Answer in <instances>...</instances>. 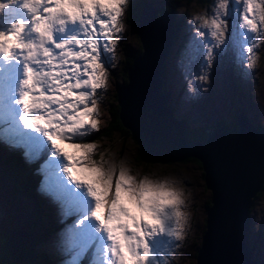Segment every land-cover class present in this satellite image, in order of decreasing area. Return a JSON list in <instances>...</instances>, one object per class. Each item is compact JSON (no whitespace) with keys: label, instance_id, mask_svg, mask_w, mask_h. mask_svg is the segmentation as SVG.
Here are the masks:
<instances>
[{"label":"snow or ice","instance_id":"snow-or-ice-1","mask_svg":"<svg viewBox=\"0 0 264 264\" xmlns=\"http://www.w3.org/2000/svg\"><path fill=\"white\" fill-rule=\"evenodd\" d=\"M9 2L16 3L17 0ZM61 2L23 0V8L28 10L30 19H18L8 31L0 30V59L18 62L22 67L18 98L12 101L21 108L20 124L24 130L41 133L55 154L67 161L63 172L78 188L85 189L87 196L94 201L90 216L94 218L97 230L106 237L105 255L110 254L113 264H120L124 252L111 235L113 229L105 222L114 215L117 186L123 188V180H130L128 167L122 163L118 174L116 167L106 173V178L110 176L107 189L103 184L90 182L87 178L93 168L108 169L110 163L95 159L97 144L85 142L84 138L100 131L99 109L114 59L111 54L124 31L123 16L129 0H88L92 5L88 11L82 10L83 0H79L74 14L67 10L58 11ZM230 5L235 6L233 14L238 17L242 47L246 54H252L256 48L264 46V0H216L209 13L211 18L204 21L212 29L211 37L216 40L224 35L225 17L230 14ZM6 7L7 4L0 3V11ZM69 25L78 27L76 34L57 41L56 36L65 33ZM198 35L204 38L202 44L207 41L205 31L199 30ZM9 37L14 38L12 47L7 46ZM205 55L211 59L213 48L208 47ZM245 59H248L247 55ZM248 66L252 67L251 64ZM10 127L15 128V121ZM65 142H71L72 153L61 147ZM187 199L184 191L177 194V226L170 228L166 222L164 230L153 232L151 237L167 232L176 241L184 239L190 222L188 213L182 211ZM87 219L84 217L80 223ZM124 238L129 241L125 250L136 264L141 260L148 264L152 257L148 233L141 240L138 233L125 231Z\"/></svg>","mask_w":264,"mask_h":264},{"label":"rangeland","instance_id":"rangeland-1","mask_svg":"<svg viewBox=\"0 0 264 264\" xmlns=\"http://www.w3.org/2000/svg\"><path fill=\"white\" fill-rule=\"evenodd\" d=\"M130 5L131 4L129 3L127 7ZM188 5H190V9L194 8V16L196 19L198 16H201L200 10H198L199 0L197 3L196 0H191L190 2L188 0ZM213 5H215V3H211V5H209L208 0H206L205 6L208 12V19L211 18L209 13L212 12L211 8H213ZM229 7L230 14L225 17L226 23L224 35L221 37L222 39L220 38L221 41L224 42V45H221L219 48L221 54H219L218 51L214 49V45L212 44L214 55L211 59H209L205 55V52L197 54L199 48L191 38V27L188 28L187 23H185V21L183 20V17L185 16L187 10V4L185 5V9L183 11L184 16L183 12L176 13L178 30L173 53L174 55L179 54L182 49V45L186 44L189 47L191 53L198 55V68H202L204 70L205 79L207 81V90L200 94L199 102H197V107H194V110H192L191 113L193 120L188 122L193 126L192 128L201 129L206 125L211 126L221 120H225L231 123L233 122L234 112L239 110L240 107L247 108V113L249 115H252L260 122H264V63L262 61L264 57L261 56L262 52L264 51V46L258 47L260 48L259 51L261 52L260 62L258 64V69L253 76V81L245 79L243 74L238 77L236 72L233 71L231 63V47L234 45L235 40L234 26L238 27L234 23L235 21H238V17L233 14L235 6L230 5ZM9 12H17V10H13L10 6L7 13L8 15L0 20V25L4 27L3 31H8L11 24L18 20L17 17L10 19L11 14ZM131 17L134 18L133 15ZM136 19L135 22H131L132 25H135ZM192 21L194 22V20ZM125 24H127V22H125ZM226 24L228 25L226 26ZM206 29L208 30V33H210L209 31L212 30L207 26ZM236 34L237 37L238 35H240L239 29L236 30ZM257 35L262 34L258 33ZM212 39L213 37L209 38L208 36L207 43L211 42ZM124 41L129 46H134L135 43H139L137 35H135L134 33H132V35L127 34V32L124 34ZM257 43L259 44L260 41L258 40ZM216 44L218 43L216 42ZM225 45L226 51L223 49ZM118 52L119 51L115 49L114 53H112L115 56V66L109 67L110 75L108 78L107 90L103 95L100 104V130L103 128L108 119L107 107L110 101H112L113 103L117 102L114 96V89L118 85L123 83V80L118 73L113 74L114 67L119 68V66L116 65H120ZM167 53H169V51ZM125 65L128 66L129 64L126 63ZM248 70L251 72L250 67L247 68V72H249ZM250 72L248 73L249 79L251 78ZM164 78L168 77L164 76L163 79ZM172 79L174 78H170V80ZM164 82V87L167 86V90L171 92L169 94V101L175 102L174 90L177 86V83L172 80L173 84L170 85L166 79L164 80ZM218 94H220V96ZM209 95H211L210 98ZM193 96V93L189 90L188 98L191 100ZM209 101L212 102L208 103ZM214 103H219V109L214 105ZM116 107L117 110H119V104ZM173 108L175 110V105ZM178 112H180V114L184 116V109L182 111L179 110ZM119 122L121 126L126 129L127 136H131L130 129L124 126L120 120ZM99 133L100 131L94 132L92 135L85 137L84 141L95 142L98 146V150L94 158L98 161L104 159L109 163L114 164L117 169V174L121 164L123 163L127 167L131 168L134 173H138L140 176H168L175 178L179 182V186L188 197V199L186 200V205L182 208V211H185L190 216L189 226L184 234V239L181 241H176L174 238L168 236L167 232H165L155 234L154 236L148 238V243L152 255H154L153 253L158 254L156 264H193L194 255H192V250L193 248L196 249L199 243V237L203 229V223L205 222L203 216V208L206 206V198H208L210 193L209 188L205 187L203 183V172L200 162L197 159L190 157H188L187 160L183 159V161H180V159L165 161H159L155 159L154 164L151 166L143 164L136 166V161L134 159V144L135 142H138L136 138L130 137L125 139V145L122 148L121 146L117 147V144H115L112 138H106L101 135L98 138H91L92 136H95V134L97 135ZM70 143L71 142H65L61 144V147L64 148L65 151L72 153L74 150L69 147ZM0 146H2L0 147V241L4 244L8 254V259L6 261H0V264H75L78 255H80V253L78 252L81 251L79 250L80 245H77V240L75 238L76 236H78V233L75 234L74 237V234L72 233V236L71 230L68 228H74L75 226L76 230V228L79 226L78 229H81L82 225L79 223L74 212L72 215H75V217L73 216L74 219L71 220V222L75 221V224L65 223L67 219H63V221H61V219L57 218L58 216L67 217V214L70 212L67 209H63L64 201H62L63 199L60 200V196H58L57 193H55L54 195L57 199L53 198L51 200L46 196H43L44 198H40V179H45L47 175L44 163L43 168L40 171L41 175L43 174V177H38L40 179L39 182H37L35 179L37 166L32 163V159H30L29 157H27L26 159V157L21 155L22 153L19 150L11 148L10 145L6 146V144L0 142ZM46 148L53 149L51 145L47 144ZM16 159H18V165L28 167V172L37 186V188H32V191H34L35 195L33 197V200L30 198L31 207H29L28 209L27 207H25V205L29 202L21 198L24 194L23 191L14 195L9 194L10 185L8 186V183L10 184V180L15 181V176L14 172H11V175L8 173L7 167H10V162H12L13 160L15 161ZM64 161L65 160L61 157L60 160H57V162L55 163L56 167L54 169L57 170V175L59 177L60 172H63L62 168L66 165ZM139 161L140 160H138V162ZM16 167L18 168V166ZM32 168L35 169V172H32L33 170L31 171ZM5 176L8 177L7 183ZM262 183L260 182V184L257 186V191L264 192ZM44 191L47 193V196L53 195L52 193H49L45 188ZM257 191H255V193L251 197L245 232L250 235L249 241L253 246V263L264 264V237L255 238L260 237L262 236V234H264V193H257ZM71 192L72 193H69L71 196L77 197V192L80 191L76 192L74 189V191ZM78 196H81L80 198L83 197L88 200V197L85 195L82 196L81 194ZM35 198L37 199L35 200ZM89 203L90 201L88 200V204ZM48 204L51 206H49ZM86 204L87 201L82 202V205H84V209L86 207ZM90 206H92V204ZM39 207H41L43 210V216L39 215L38 213ZM59 207L61 210H59ZM31 210L36 211V215L40 223H43V232H34L32 229L33 226L28 228V225L30 224V220L28 219V217L30 216ZM58 212L61 214H58ZM47 218H49L50 220L52 219L54 223L52 224L51 228L48 226L50 225V222L47 220ZM93 219L94 218L90 217V220L93 222V224H95ZM18 222L19 225H17ZM94 226H96L97 228V225ZM25 229H29L34 237L29 236L27 234V230ZM5 231L13 232L11 233L14 237V241L10 240L6 236ZM34 233H36V235ZM38 237H40V241L37 240ZM100 237L106 240L104 234H101ZM86 238H88V234L86 235ZM87 240L88 239H84L83 243H86ZM28 245H30L31 247ZM74 245H77V248L70 254H66L64 256L63 254L66 252L68 247H70L72 250ZM24 246L27 247H25L23 250H20V247ZM107 246H104V248H106ZM98 248L96 247V241L93 240L88 248V250H90V258L86 257V259L82 260L80 264H92L95 256L98 255L97 251L95 250ZM99 255H102V253L99 252ZM161 261H163V263Z\"/></svg>","mask_w":264,"mask_h":264},{"label":"water","instance_id":"water-1","mask_svg":"<svg viewBox=\"0 0 264 264\" xmlns=\"http://www.w3.org/2000/svg\"><path fill=\"white\" fill-rule=\"evenodd\" d=\"M170 13L157 16L152 7H140L135 31L142 53L126 67L127 83L114 89L117 116L140 142L141 155L159 161L191 155L200 161L211 203L203 208L205 229L193 264H253L245 227L251 197L264 181V127L237 110L235 130L221 122L204 129L203 141L188 138L185 122L167 107L162 90ZM11 232L6 236L13 240Z\"/></svg>","mask_w":264,"mask_h":264},{"label":"clouds","instance_id":"clouds-1","mask_svg":"<svg viewBox=\"0 0 264 264\" xmlns=\"http://www.w3.org/2000/svg\"><path fill=\"white\" fill-rule=\"evenodd\" d=\"M167 2L168 0H148L146 2V5L152 7L154 9V13L157 16H159L162 12H165L164 9H160V6ZM78 3L79 0H62L58 11L63 12L67 10L69 14H74L78 7ZM91 7L92 5L88 2V0H83V9H82L83 11H88L91 9ZM158 11H160V14L158 13ZM137 13H136V17L135 15H133L135 19L137 18ZM176 13L177 12L175 11H171L170 17L173 28L176 25L175 28L178 29L176 22ZM183 20L185 21V23H187L188 28L191 27L190 30L192 31V34H193V30H198V31L200 30V25H198L197 20L194 16V8L186 11ZM192 20H194V22ZM132 27L136 30V28L138 27V18L136 19L135 25H132ZM125 33H126V24L124 22V31L121 34V38L119 39V42L121 40H124ZM8 40L9 43L7 46L12 47L14 38L9 37ZM169 44L170 43H168V45ZM173 45H175V42H173ZM127 46L129 45L126 43V47ZM187 50H189V47L186 44L182 45L180 54L187 56L188 55ZM168 51L169 48L167 49V52ZM172 68L179 74L177 68L174 66V63H172ZM232 69L234 72H236L238 77L242 74L236 70L233 64H232ZM193 73H194V67L188 65L185 62L182 70V75L184 76L183 84L185 85V88H182L183 85L181 80L182 86L175 87V91H177L180 88L182 92L178 91L177 94L174 93L175 102L171 101L173 107L175 105V112L178 115H181L180 112L178 111L179 110L182 111L184 109V116L182 115L181 116L187 121L186 123L193 120L191 113L192 110H194V107H197V102H199V99L193 96L192 97L194 101L193 108H187L184 103L185 97H188V91L190 90L192 92L190 85L194 83L195 76ZM243 75L245 79L253 81V79L248 78V74L243 73ZM190 76H194V77L192 78ZM176 95H178V97ZM218 95L220 96V94ZM210 96L211 95H209V98ZM211 102L212 101H209L208 103ZM214 105L219 109L218 107L219 103H214ZM239 110H242L247 115L243 107H240ZM233 117L235 118V112L233 114ZM250 120L254 122L257 126L264 127V125L260 126L264 124V122H260L257 119L254 120L253 118H250ZM114 168L115 165L111 163L108 169H104L103 167H101L100 170H97L96 168H93L90 171L87 179L90 182L94 183L95 185L103 184L105 189H107L110 185V176H107L106 178V173L111 172ZM127 171L130 175V180L128 179L123 180V184H124L123 188H121L119 185L117 186L118 199L116 203L113 204L114 215L112 219L106 221L105 223L110 229H113L111 235L113 236L114 240L120 247L121 251L124 252L120 264H136L134 258L125 250V245L129 243V241H126L124 238L125 231H127V233L129 234L138 233L140 239L144 240L146 238V232L148 233V238L151 237V234L153 232H162L164 230L166 222L168 227L170 228L176 227L177 226L176 222L178 219L176 216V212L179 211L177 194L182 193L183 190L179 186V182L173 177H168V176L156 177L152 175L140 176L138 173H134L132 169L129 167L127 168ZM133 208L135 209L134 212L132 211ZM8 232L10 231H5V234H7ZM247 236H248L247 239H249L250 235L248 233ZM263 237L264 234H262V236L260 237H255V238H263ZM249 244L253 253L254 252L253 246L251 245L250 242ZM140 251L141 253H143V249H141ZM106 256H108V254H106ZM251 260L253 263L252 256H251ZM108 262L109 264H113L112 259H110L109 257H108ZM139 264H144V261L141 260Z\"/></svg>","mask_w":264,"mask_h":264},{"label":"trees","instance_id":"trees-1","mask_svg":"<svg viewBox=\"0 0 264 264\" xmlns=\"http://www.w3.org/2000/svg\"><path fill=\"white\" fill-rule=\"evenodd\" d=\"M190 1L191 0H189V2ZM144 2L145 1H143V0H129V3L131 5L126 7V11H125L124 17H123V21L127 22V24H126V27H127L126 28V32H127V34H131V35H132V33L137 34L135 29L131 25V22H135V19L132 18L131 16L135 15V17H136V13H137V11H139L138 10L139 7ZM161 2H163V1H161ZM197 2H198V0H196V3ZM186 4H187V10H189L190 9V5H188V0H168L167 3L162 4L160 6V9H164L165 12H168L170 9H171V11H175V12H183L184 9H185V5ZM158 13L160 14V11H158ZM183 14H184V12H183ZM175 27H176V25H175ZM117 50L119 51L118 52V56H119L118 59L120 60V65H116V66H119V68H115L114 67V73L113 74L118 73L119 76L122 78L123 83H124V82L128 81V79L126 77V73H125V70H126L127 66L125 64L126 63L130 64L132 59L135 56H138V55H140L142 53V46H141V44L139 42L138 44L135 43L134 46H127L126 47V42H124V40H121L119 42L118 46H117ZM260 53L261 52H259V62H260ZM261 56L264 57V51L262 52ZM263 59H262V61L264 63ZM164 84H165V82L163 81L162 90H163V92H164V94L166 96L167 105L171 108V110L173 111L174 115H176L177 117H179L180 119H182L186 123L187 121L181 115H178L175 112L171 102L169 101V98H170L169 94L171 92L169 90H167V86L164 87ZM178 91L182 92L180 88L178 89ZM117 105H118L117 102L113 103L112 101H110V103H109V105L107 107L108 119H107L105 125L100 130V133L97 134L98 136L95 134V136H92L91 138H94V137L98 138L100 135L103 136V137H106V138H112V140L115 142V144H117V147L121 146L123 148V146L125 145L124 144V140L127 139V138H130L131 136H129V137L127 136L126 129L121 126V124H120V122L118 120V116H117L118 110H117V107H116ZM226 123H227V125L228 124H232L231 125V127H232L231 130H235L233 128V127L236 126V121H235L234 118H233V122L232 123H229V122H226ZM263 125L264 124H262L260 126H263ZM204 128H205V126L203 128H201V129H196V128L187 129L188 138L190 140H201V141H203L204 136H205ZM139 149H140V142H135V144H134V152H135L134 153V159L136 161L135 165L136 166L142 165V164L143 165H147V166L153 165L155 159H152V158H149V157L141 155L138 152ZM188 157L195 158V157L190 155V156H187V157H185L183 159L187 160ZM263 158H264V153H263ZM183 159H180V161H183ZM195 159H197V158H195ZM138 160H140V161L138 162ZM18 163H19L18 159H16L15 161L13 160L12 162H10L11 166L7 167L8 168V173L11 175V172H14V176H15V181L10 180V184L8 183V186L10 185L9 186L10 187L9 194L10 195L11 194L14 195V194H18L21 191H23L24 194H23V196L21 198L25 199V200H27L29 202L28 204L25 205V207H27V209H28L29 207H31L30 202H31V199L33 200V197L35 195L34 191H32V188H35L36 184H35L34 180H32V177L30 176V174L28 172V167L18 165ZM16 166H18V168ZM202 172H203V169H202ZM0 173H1V170H0ZM5 179H6V183H7L8 177L5 176ZM262 182L261 183H262V185L264 187V181H262ZM257 193H264V192L263 191H257ZM209 197L210 196H208V198H206L205 205H208L209 203H211ZM36 199L37 198H35V200ZM34 204H35V202H34ZM38 213H39V215L43 216V210H42L41 207H39V212ZM28 219L30 220V224L28 225V228L33 226L32 229H33L34 232H37V233L38 232H43L42 231L44 229L43 223H40V221H39V219H38V217L36 215V211L35 210H31L30 211V216L28 217ZM47 220L50 222V225H48V226L51 228L52 224H54V223H53L52 219L50 220L49 218H47ZM204 229H205V222L203 223L202 231ZM25 230H27L29 236H33L34 237V235L30 232L29 229H25ZM34 234L36 235V233H34ZM37 240L40 241V237H38ZM0 245H1V247H0V261H6L8 259L7 258V256H8L7 250H6L4 244L1 241H0ZM195 252H196V249L193 248L192 255H195Z\"/></svg>","mask_w":264,"mask_h":264},{"label":"bare ground","instance_id":"bare-ground-1","mask_svg":"<svg viewBox=\"0 0 264 264\" xmlns=\"http://www.w3.org/2000/svg\"><path fill=\"white\" fill-rule=\"evenodd\" d=\"M10 14H11V17H10V19H12V18H16L17 17V15L15 14V13H12V12H10ZM9 19V18H8ZM234 24H236L237 25V23L235 22ZM11 27V26H10ZM10 27H9V29H10ZM8 29V30H9ZM222 39V38H221ZM221 39L220 40H213L212 42V44L214 45V49H216L217 51H218V53L219 54H221V51H220V46L221 45H224V42L223 41H221ZM216 42L218 43V44H216ZM218 47V48H217ZM230 53V52H229ZM251 69V68H250ZM249 71V70H248ZM250 72V71H249ZM248 73V72H247ZM161 78V77H160ZM122 84H124V83H122ZM163 86V85H162ZM167 105V104H166ZM167 107H168V105H167ZM169 108V107H168ZM171 109V108H170ZM0 142H2L3 144H6V146H11V148H14V149H17V150H19L22 154L21 155H23L24 157H26V159H27V155H26V153L21 149V148H19L18 146H16V145H13V142L11 141V140H9V139H7V136L4 134V133H1L0 132ZM0 147H2V146H0ZM49 154L51 155V156H55V157H57L58 155L57 154H55V152L52 154L51 152H49ZM55 154V155H54ZM30 159H32V163H34V165H36L37 167H36V174H35V179H36V181L37 182H39V179L40 178H38V177H43V174L41 175V173H40V171L42 170V168H43V160H42V158L41 157H37V158H35V159H33V158H30ZM46 174H47V172H46ZM37 175V176H36ZM61 176H62V183H63V185H64V187L68 190V192L69 193H72L71 191H74V189L75 188H78L74 183H72L71 182V180L69 179V177L67 176V174L66 173H64V172H61ZM38 179V180H37ZM40 183H41V186H40V188H41V190H42V192H45L44 191V188L49 192V193H52L53 195V198L54 199H57L54 195H55V186L49 181V179H48V177H47V175H46V177H45V179H40ZM44 187V188H43ZM35 188H37V186L35 187ZM81 191L83 190V188H79ZM86 193V190L84 189V192H82V196L83 195H85V196H87V194H85ZM81 196H78V199H79V203H80V205L84 208V205H82V202H85V201H87V204H86V207H85V209H92V207L94 206V201H92L91 200V198L89 197V196H87L88 197V200L90 201V203L88 204V200L86 199V198H80ZM44 198V197H43ZM63 198L62 197H60V200H62ZM62 201H64V210H68V211H70L67 215H68V217H69V219H67V221L65 222V223H72V224H75V221L74 222H71V220H73L74 219V217H75V215H72L73 214V212H75V210L77 209L76 207H74V205H72L67 199H63ZM92 204V206H90ZM49 205V204H48ZM56 205V204H55ZM49 206H51V205H49ZM61 207V206H60ZM60 207H59V210H61L60 209ZM57 208V207H56ZM90 212H91V210H89L88 212H87V215H89L90 216ZM58 214H61V213H59L58 212ZM74 216V217H73ZM91 217V216H90ZM93 221H94V223L95 224H93V222L90 220V223L94 226V225H97L96 224V222H95V220L93 219ZM18 224H19V222H18ZM17 224V225H18ZM77 227V226H76ZM79 227V226H78ZM78 227L76 228V230H75V226H74V228L73 227H69L68 229H70L71 230V232L74 234V237H75V234H77V233H79L80 231H82V228L83 227H81V229H78ZM78 229V230H77ZM22 232V231H21ZM93 232L96 234V238L94 239V241H96V247L98 248V246H99V248L98 249H95L96 251H97V253H98V255H96L95 256V258H94V260H93V262H92V264H103V262L105 261V259L106 258H108L109 256H110V254H108V256H106L105 255V250H106V248H104V246H107V241L106 240H100L99 241V231H97V228H96V226H94V228H93ZM24 233H27V232H24ZM71 233V235L73 236V234ZM28 234V233H27ZM29 235V234H28ZM84 239H88V238H86V235H84L83 236V240ZM77 244H79L78 242H76ZM28 246H30V245H28ZM25 247H27V246H24V247H20L21 249L20 250H23ZM31 247V246H30ZM77 248V245H74V247L72 248V250H71V248L70 247H68V249L66 250V252L63 254L64 256L66 255V254H70L71 252H73L75 249ZM79 250H81V248L79 249ZM95 250H93V251H95ZM99 252H101L102 253V255H99ZM154 255H152V257L149 259V264H156V259H157V256H158V254H156V253H153ZM160 260H161V258H160ZM159 260V261H160ZM162 263H163V261H161Z\"/></svg>","mask_w":264,"mask_h":264},{"label":"flooded vegetation","instance_id":"flooded-vegetation-1","mask_svg":"<svg viewBox=\"0 0 264 264\" xmlns=\"http://www.w3.org/2000/svg\"><path fill=\"white\" fill-rule=\"evenodd\" d=\"M205 2H206V0H199V8H198V10H200V15L201 16H198L197 19H196L198 25H200V30H203V31L206 30V26L204 24V21L206 19H208V12H207V9H206V6H205ZM208 2H209V5H211V3H213V4L215 3V0H208ZM227 25L228 24H226V26ZM187 128H189V126Z\"/></svg>","mask_w":264,"mask_h":264},{"label":"crops","instance_id":"crops-1","mask_svg":"<svg viewBox=\"0 0 264 264\" xmlns=\"http://www.w3.org/2000/svg\"><path fill=\"white\" fill-rule=\"evenodd\" d=\"M78 245V244H77Z\"/></svg>","mask_w":264,"mask_h":264}]
</instances>
